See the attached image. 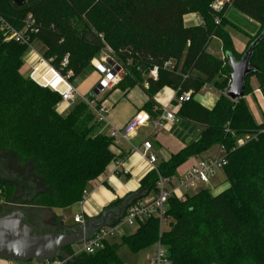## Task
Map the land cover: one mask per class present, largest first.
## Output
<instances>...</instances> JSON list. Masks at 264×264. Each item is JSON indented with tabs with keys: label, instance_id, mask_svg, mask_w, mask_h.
<instances>
[{
	"label": "trees",
	"instance_id": "obj_1",
	"mask_svg": "<svg viewBox=\"0 0 264 264\" xmlns=\"http://www.w3.org/2000/svg\"><path fill=\"white\" fill-rule=\"evenodd\" d=\"M23 1L19 7L13 0H0V15L22 29L31 14L39 31L30 34V41L44 45L43 58L62 76L72 72L68 82L73 86L87 77L88 67L94 70L93 59L109 47L125 71L114 89L126 97L137 86L144 87L148 100L140 111L158 116L162 109L156 97L166 87L178 96L191 93L171 129L184 148L141 180L139 190H148L143 199L150 194L156 197L159 175L171 179L189 159L224 147L226 190L213 195L202 189L185 199L170 198L167 231L160 233L159 221L151 218L134 234L124 236L122 244L139 253L160 240L168 248L170 264H264V120L256 121L244 99L251 77L264 98V40L252 57L257 71L247 78L244 98L238 102L225 96L232 72L227 59L208 52L210 41L217 38L224 55L241 58L235 55L225 28L231 26L228 12L237 10L261 27L251 44L264 29V0H232L220 13L211 7L214 0ZM189 14L198 15L202 23L186 27L184 18ZM28 51L0 30V151L32 172L27 186L23 180L1 179L0 200L36 210L69 208L83 200L84 192L116 160L115 142L101 131L85 102L79 101L63 115L58 111L61 94L22 75ZM167 62L172 63L169 69L164 68ZM155 67L157 80L148 78ZM206 86L222 91L211 109L195 99ZM246 136L251 140L237 146ZM23 186V196H16ZM129 195L107 210L122 206ZM124 215L111 218L108 225L117 224ZM29 217L40 220L37 213ZM119 247L105 242L95 255H81L73 264H123ZM63 253L58 258L72 255V248H64Z\"/></svg>",
	"mask_w": 264,
	"mask_h": 264
},
{
	"label": "built area",
	"instance_id": "obj_2",
	"mask_svg": "<svg viewBox=\"0 0 264 264\" xmlns=\"http://www.w3.org/2000/svg\"><path fill=\"white\" fill-rule=\"evenodd\" d=\"M232 0H214L211 7L217 12H223L226 4H230ZM220 23V19L216 20ZM0 30L6 33L7 40L14 41L21 45H26L29 50L35 51L34 44L30 41V34L38 33V27L35 19L30 14L24 21L22 29H17L10 25L0 15ZM107 54L104 58L96 59L92 62L94 72L99 75L97 86L91 96H82L77 88L69 83V89L62 94V100L58 107L64 103H74L77 99L85 102L96 116V123L102 127H108L107 135L112 138L115 145H122L124 142H129L137 132L143 128L150 127V137L157 136L163 131H171L174 124L178 123V111L182 104L188 102L191 98V93H183L180 96L175 94L173 101L161 113L153 117L146 111L137 112L122 128H116L111 125L108 120L110 108L103 103L100 95L114 89L123 79L125 71L114 57V52L111 48L106 47ZM68 58L63 61V66H66ZM172 66L171 62L164 65L165 69ZM60 74V73H59ZM61 75V74H60ZM72 75L69 72L67 76H62L68 81V77ZM150 78L158 79V68H153L150 72ZM207 87V86H206ZM156 111V110H155ZM251 136L240 138L237 141V146L245 145ZM153 143L149 139L142 142L141 146H132V154H139L140 157L147 161L151 170L157 171V157L153 153ZM220 149L224 150V147ZM227 165V160L224 156L210 157L198 161L179 181L176 185H172L170 178H164L159 175L157 181V195L151 200H140L131 204L125 211L124 217L120 222L113 225H106L96 230L92 235H87V238L80 244L79 249L64 258L56 257L53 260L47 261H32L29 264H73V262L81 255H95L104 248L105 242H110L116 236L122 233V226L138 229L140 225L151 218H155L160 224V233L164 232L165 226H169L168 200L172 197L185 199L188 192L192 190L201 191L205 185L210 183V180L215 177L217 170L224 169ZM114 176H128L129 171L125 168L124 163L116 162L112 171ZM91 190L84 192L83 200L78 204L83 206L91 195ZM85 213L82 211L80 215L74 217L75 224L85 222ZM155 255L149 259L148 264H170L169 251L166 246L158 240L154 246Z\"/></svg>",
	"mask_w": 264,
	"mask_h": 264
},
{
	"label": "crops",
	"instance_id": "obj_3",
	"mask_svg": "<svg viewBox=\"0 0 264 264\" xmlns=\"http://www.w3.org/2000/svg\"><path fill=\"white\" fill-rule=\"evenodd\" d=\"M232 9L229 10L228 16L230 15ZM190 16L196 17L195 19L190 18ZM186 19H189L191 23H194L191 26L186 25V22L184 23L186 27H193L196 25H200L202 23V20L198 17L196 14H189L185 16L184 21ZM255 23V22H254ZM257 24V23H256ZM213 41H217L218 44L216 48H214V51L210 49L211 43ZM222 42L214 38L210 41L208 46V52L212 55H214L217 58L224 59V53L222 51ZM217 53L223 54L222 57L216 56ZM21 73L25 78L32 79L36 81L38 84L44 87H48L51 90L63 94L69 89V82L63 78L53 67L47 62L41 52L37 51H31L29 50L25 56L24 65L21 68ZM99 79V75L94 72V74H91L87 76V79H85L82 82H79L78 85L75 87L77 88L78 92L82 96H91L92 93L95 91V88L97 86V82ZM257 83V82H256ZM213 88L211 86H207L203 88V90ZM115 89L105 91L100 95V99L103 100V103L110 108V112L108 115V120L111 123L112 126L116 128H122L137 112H140L143 105L147 102L148 97L145 94V100L142 103H135L132 101L131 92L124 97L123 99L126 101L125 103L128 105V109L125 115L121 116L120 107L124 104L122 103V100H112L111 94ZM258 90V85H257ZM165 91L172 92V95L170 96L169 103L163 104L160 102L159 96L161 92L157 95L156 101L159 105V108L164 109L166 108L171 101L174 99L176 92L172 89L166 87ZM259 93L260 90H258ZM123 93V92H122ZM215 95L218 97V95L215 93ZM262 95V93H261ZM210 96V97H209ZM197 101H199L203 106L211 109L215 104L218 98L214 99L213 95H207L206 97H202L201 100L198 99V96L195 97ZM262 99L264 100L263 96ZM80 100H76L74 103H64L61 106L58 107L59 113L66 115L68 114L73 107L79 102ZM211 101L210 105H207V102ZM212 106V107H210ZM251 110V109H250ZM253 114V113H252ZM261 123V122H260ZM101 130L103 133H108L109 128L108 127H102ZM144 131L141 129L137 132L136 136H134L129 142H124L122 145H115L114 152L117 156L116 160L110 165L107 172L101 176L97 182L93 185L91 188V195L86 201V203L83 206H80L81 213L84 211L85 213V221L94 219L97 223L101 221L102 214L110 207L112 203L117 201L118 199H121L129 194H132L134 192H137L140 188L141 180L151 171V167L148 164L147 161L143 160L139 154H132L131 147L132 146H141L142 142L146 139H149L152 141L154 149L153 153L157 157V165L161 162L168 161L172 155L179 152L181 149L184 148L183 142L175 137L171 131H163L159 133L157 136H151L150 132L147 134L143 133ZM146 135V136H143ZM219 148L215 147L209 152L193 157L189 159L185 164L180 166L177 170L176 176L171 178L172 185H175L178 183V181L193 167L195 166L198 161L210 157H216L218 155ZM116 162H122L124 163L125 168L129 171L128 176H114L112 175V171L115 167ZM227 183V182H226ZM229 187V184L224 190H226ZM210 186H206L203 189L212 190ZM223 187H219L215 190V192H220ZM194 191V190H192ZM199 191H196L194 193L188 192L187 195H194L198 193ZM212 193V191H211ZM213 195H217L215 193H212ZM153 197V194H150L148 197H146L144 200H151ZM32 217V216H31ZM33 220V221H32ZM110 220V219H109ZM108 220V221H109ZM36 218H32L29 221V216L26 215V222L33 227L34 233L38 236L46 235V234H59L64 233L68 230H73V232H76L80 224H75L74 226H67L65 221L61 222V225H58L57 227L52 229H48L44 226H37ZM72 232V233H73ZM95 231L93 229L89 230V234L92 235ZM88 234V235H89ZM113 242V241H110ZM80 245V244H79ZM72 251L75 252L78 249H74L73 246L71 247ZM65 255L63 253V250H61L57 257L59 255ZM67 257V256H66ZM149 263V260L146 264Z\"/></svg>",
	"mask_w": 264,
	"mask_h": 264
},
{
	"label": "rangeland",
	"instance_id": "obj_4",
	"mask_svg": "<svg viewBox=\"0 0 264 264\" xmlns=\"http://www.w3.org/2000/svg\"><path fill=\"white\" fill-rule=\"evenodd\" d=\"M229 13V12H228ZM190 18L195 19L196 17L190 16ZM230 25L225 27L226 30L231 34L232 38V45H233V51L236 56L241 57L243 53L246 51L248 45L250 42L254 39V37L257 35V33L261 30V27L245 17L242 13L238 12L237 10L232 9L229 15ZM186 22V25L191 26L194 23H191L189 19H186L184 23ZM218 42L213 41L211 43L210 49L214 51V48H216ZM34 48L41 52L42 56L45 52V47L40 42H35ZM223 51V48H222ZM224 53V51H223ZM107 54V51L105 49L101 50L93 59H101L104 58ZM216 56L222 57L223 54L217 53ZM174 66V65H173ZM180 69V68H179ZM178 69V70H179ZM91 74H94V70L91 67H88V74L86 76H89ZM150 75H148V78ZM87 79V77L80 80V82ZM230 85V82H229ZM228 85V87H229ZM228 87L226 91L228 90ZM166 88H164L159 96L160 102L163 104L169 103L170 96L172 95V92L165 91ZM248 94L245 96V100L251 109V112L254 115V118L258 123L262 122L264 120V100L262 99L261 93L257 90V83L255 77H251L249 79V90L247 91ZM215 93L218 95V97L215 95ZM213 95L214 99L219 98V96L222 94V91H217L216 89H207L202 90L197 96L198 99L201 100L202 97H206L207 95ZM132 101L135 103H142L145 100V91L143 86H137L134 88L131 92ZM210 97V96H209ZM112 100H122L123 99V93L120 90H114L111 94ZM124 100V99H123ZM173 101V100H172ZM171 101V102H172ZM126 101H122L124 103L120 107V112L122 115H125L128 109V105L125 103ZM211 101L207 102V105H210ZM214 105V104H212ZM212 107V106H210ZM103 128H101L102 130ZM144 134H148L151 131L150 127L143 128L142 129ZM143 136H146L144 135ZM225 150L219 149L217 156H224ZM32 177L31 169H28L27 167L20 165L17 163L16 159L13 156L6 155L3 152L0 151V180L3 179L8 182H19L23 180V185L27 186L29 178ZM176 185V184H175ZM211 185V191L212 193H220L225 189L228 185L226 183V175L224 172V169H219L216 172L215 177H213L210 180V183L205 185L210 186ZM219 187H223L220 192H215L216 189ZM27 188V187H26ZM24 186L17 189L16 196H23L24 194ZM217 191V190H216ZM194 191H190V193H194ZM90 197V196H89ZM15 203L9 204L5 203L0 200V217L6 216L11 214L12 212L21 210L22 212L28 214L37 213L39 215L40 220H36L34 223H36L37 226H44L48 229L54 230L55 227L58 225H61V222L66 223L67 226H74V217L76 215L81 214V209L78 204L73 205L69 208H59V209H53V210H43V209H31L27 207L26 205L14 201ZM20 206H23V208H20ZM32 218L29 217V221ZM33 221V220H32ZM164 230H168L169 226H165L163 228ZM136 228H131L127 226H122V233L118 236H116L113 240L114 243H117L120 245L118 250V256L121 259L123 264H146L150 258H152L156 250L154 247H150L148 249H145L143 251H140L139 253H134L130 249L128 245L122 244V240L124 236L132 235L136 232ZM55 231V230H54ZM79 244H75L73 246L74 249L79 248ZM63 256V254H62ZM0 264H29V263H21L17 261H8V260H2L0 259Z\"/></svg>",
	"mask_w": 264,
	"mask_h": 264
},
{
	"label": "water",
	"instance_id": "obj_5",
	"mask_svg": "<svg viewBox=\"0 0 264 264\" xmlns=\"http://www.w3.org/2000/svg\"><path fill=\"white\" fill-rule=\"evenodd\" d=\"M13 1L19 7L24 5L23 0ZM263 40L264 29L241 58H236L230 53L224 55L232 71L230 85L225 93L231 101L238 102L244 98L247 78L257 71L252 65V57ZM147 192L148 190L143 189L130 194L122 206L104 212L99 223L94 219L87 220L73 233L38 236L34 233L33 227L25 221V214L21 210L0 217V259L21 263L53 260L64 248L81 244L87 238L90 229L96 231L106 226L109 219H120L127 208L134 201L143 199Z\"/></svg>",
	"mask_w": 264,
	"mask_h": 264
},
{
	"label": "flooded vegetation",
	"instance_id": "obj_6",
	"mask_svg": "<svg viewBox=\"0 0 264 264\" xmlns=\"http://www.w3.org/2000/svg\"><path fill=\"white\" fill-rule=\"evenodd\" d=\"M20 208H23V206H20ZM25 214V221H26V213H24Z\"/></svg>",
	"mask_w": 264,
	"mask_h": 264
}]
</instances>
